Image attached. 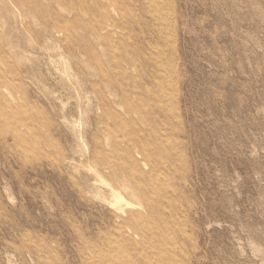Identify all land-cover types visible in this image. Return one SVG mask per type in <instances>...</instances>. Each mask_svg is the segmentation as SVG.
I'll return each mask as SVG.
<instances>
[{
  "label": "rangeland",
  "instance_id": "obj_1",
  "mask_svg": "<svg viewBox=\"0 0 264 264\" xmlns=\"http://www.w3.org/2000/svg\"><path fill=\"white\" fill-rule=\"evenodd\" d=\"M154 61L163 148L124 110ZM136 212L147 253L264 264V0H0V264H138Z\"/></svg>",
  "mask_w": 264,
  "mask_h": 264
},
{
  "label": "bare ground",
  "instance_id": "obj_2",
  "mask_svg": "<svg viewBox=\"0 0 264 264\" xmlns=\"http://www.w3.org/2000/svg\"><path fill=\"white\" fill-rule=\"evenodd\" d=\"M163 69L164 68H162L157 61L150 62L146 69V83L142 88H139L135 94V104L131 107L128 106L124 108L128 115L136 114L141 123H144L147 126V131L146 133L144 132L145 135H143L140 130L137 131L141 136H138V139L135 142L136 146L139 145L142 147L146 145V143H149L157 148H163L164 140L170 139V136L172 135L173 128L171 127V121L175 119L172 89L165 77L161 79L157 78V73L160 75ZM129 120L132 123L134 122V119L130 118ZM162 128H166V131H163ZM141 204L147 211V203L141 202ZM147 217L148 216L142 213H129L126 221L127 225H129V230L121 236L126 245L130 246V249H132L131 251L137 257L135 259L140 260L137 263L177 264L178 261L175 260V257L173 258V254L175 255L173 251L172 253L166 252L164 257H162L158 252L151 251L150 253H147L145 249L150 243L144 242L143 240L137 242L134 241V238L142 237L143 226L148 220ZM86 246L92 253H96L99 248L97 245ZM120 254L119 250L117 252L112 250L111 254L104 255L103 259L111 264L119 261L121 262ZM134 264L136 263L134 262Z\"/></svg>",
  "mask_w": 264,
  "mask_h": 264
}]
</instances>
